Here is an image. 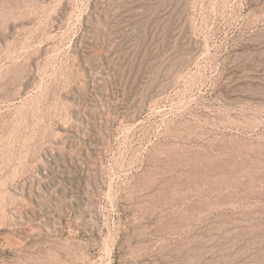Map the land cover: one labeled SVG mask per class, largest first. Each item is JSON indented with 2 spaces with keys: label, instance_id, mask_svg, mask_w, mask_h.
Segmentation results:
<instances>
[{
  "label": "rangeland",
  "instance_id": "374dc122",
  "mask_svg": "<svg viewBox=\"0 0 264 264\" xmlns=\"http://www.w3.org/2000/svg\"><path fill=\"white\" fill-rule=\"evenodd\" d=\"M245 131L264 0H0V264H264Z\"/></svg>",
  "mask_w": 264,
  "mask_h": 264
},
{
  "label": "bare ground",
  "instance_id": "6f19581e",
  "mask_svg": "<svg viewBox=\"0 0 264 264\" xmlns=\"http://www.w3.org/2000/svg\"><path fill=\"white\" fill-rule=\"evenodd\" d=\"M247 132H239L229 153L221 157L220 165L230 169V173L250 174L252 181L264 177V157L261 152L264 146L256 143L254 136H247Z\"/></svg>",
  "mask_w": 264,
  "mask_h": 264
}]
</instances>
